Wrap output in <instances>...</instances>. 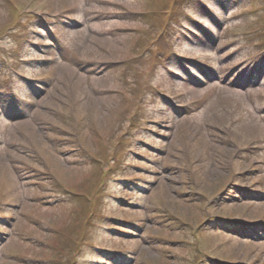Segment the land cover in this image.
<instances>
[{
  "label": "rangeland",
  "instance_id": "1",
  "mask_svg": "<svg viewBox=\"0 0 264 264\" xmlns=\"http://www.w3.org/2000/svg\"><path fill=\"white\" fill-rule=\"evenodd\" d=\"M0 264H264V0H0Z\"/></svg>",
  "mask_w": 264,
  "mask_h": 264
},
{
  "label": "trees",
  "instance_id": "2",
  "mask_svg": "<svg viewBox=\"0 0 264 264\" xmlns=\"http://www.w3.org/2000/svg\"><path fill=\"white\" fill-rule=\"evenodd\" d=\"M93 192H90L87 197L89 198L91 195H92ZM91 199V198H90ZM86 200V199H85ZM85 200L84 202H82V205H80L82 207L81 211H80V215L78 217V221L76 220V215L79 214L78 212L75 214V218H74V221H73V224L71 226V230L70 232L72 231V234L71 236H73L74 233H77L78 235V239H81V237L84 235V232H85V228L86 226L88 225L87 223V219H88V214L91 213V209H93L95 211V204L92 203L89 205H87L85 203ZM88 200V199H87ZM90 201V200H88ZM85 219H84V218ZM83 218V220H82ZM79 219H81V221H79ZM229 219H234V218H229ZM74 241V240H73Z\"/></svg>",
  "mask_w": 264,
  "mask_h": 264
}]
</instances>
